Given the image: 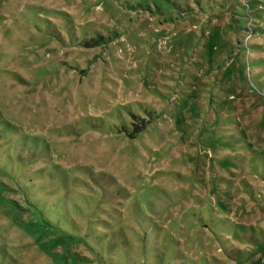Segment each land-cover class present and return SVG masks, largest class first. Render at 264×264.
<instances>
[{"label":"rangeland","instance_id":"rangeland-1","mask_svg":"<svg viewBox=\"0 0 264 264\" xmlns=\"http://www.w3.org/2000/svg\"><path fill=\"white\" fill-rule=\"evenodd\" d=\"M0 264H264V0H0Z\"/></svg>","mask_w":264,"mask_h":264},{"label":"trees","instance_id":"trees-1","mask_svg":"<svg viewBox=\"0 0 264 264\" xmlns=\"http://www.w3.org/2000/svg\"><path fill=\"white\" fill-rule=\"evenodd\" d=\"M101 41L107 44V43H108L109 41H111V40H110V39H109V40H104V41H103V40H100V41L97 40V43L101 44V43H102Z\"/></svg>","mask_w":264,"mask_h":264}]
</instances>
